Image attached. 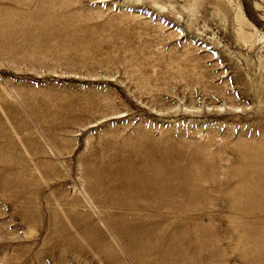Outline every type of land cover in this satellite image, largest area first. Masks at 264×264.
<instances>
[{
    "label": "rangeland",
    "instance_id": "rangeland-1",
    "mask_svg": "<svg viewBox=\"0 0 264 264\" xmlns=\"http://www.w3.org/2000/svg\"><path fill=\"white\" fill-rule=\"evenodd\" d=\"M3 2L13 12L18 9L25 20L41 23L47 30L45 41L24 46V54L34 58L35 66L19 64L17 69L4 57L0 60L3 102L17 106L20 94L31 101L41 97L46 104L37 106L34 114L28 109L3 107L0 119L9 122L10 118L21 117L22 134L35 137L49 150L51 160L61 169L70 170L68 193L74 194L73 184L80 187L76 156L86 151L99 134L125 124L165 130V135L185 140H202L212 132L220 144L222 137L230 134L229 145L217 148L222 153L237 148L240 139L264 146V0ZM31 11L37 13L36 18L29 14ZM95 65L98 73H90ZM9 89L18 95L12 97ZM88 90L99 93L96 97L103 93L115 97L110 115L93 108L90 112L95 120H91L76 108L72 114L78 120H66L68 114L62 104ZM164 113L168 116H162ZM14 142L25 156L26 145L18 143L17 138ZM58 147L62 152L55 155L53 149ZM223 154L233 155L231 149ZM226 162L219 166L225 168ZM34 173L31 168L23 175L30 178ZM39 180L42 191L37 196L35 189H28L33 205L54 203V196L60 194V188L52 187L56 179L39 174ZM2 188L0 244L4 245L3 249L0 246V264H24V260L37 264L43 257L56 264L52 253L56 251L57 225L44 215L37 223L27 225L29 221L20 211L24 199L16 203L14 208L18 210L12 211ZM201 209L215 219L182 218L189 213L188 208L162 209L169 217L167 224L181 226L173 232L165 225V231L181 234L184 239L199 234L220 241L229 260L226 264H241L234 258L240 248L231 239L234 228L227 217L230 209ZM125 212L134 214L137 209ZM98 224L105 229L103 223ZM194 224L199 231L192 234L188 227ZM59 253L68 255L66 250Z\"/></svg>",
    "mask_w": 264,
    "mask_h": 264
},
{
    "label": "bare ground",
    "instance_id": "bare-ground-1",
    "mask_svg": "<svg viewBox=\"0 0 264 264\" xmlns=\"http://www.w3.org/2000/svg\"><path fill=\"white\" fill-rule=\"evenodd\" d=\"M14 2L20 5L25 0ZM13 10L0 0V60L4 57L17 69L19 64L35 66L34 58L24 54V46L45 41L47 30L41 23L25 20L18 9ZM41 12L44 16L48 14L45 10ZM29 14L37 16L33 11ZM96 70L97 65L90 73H98ZM8 93L12 97L18 95L11 89ZM98 94L88 90L84 95L66 100L62 104L68 114L66 120H78L72 114L76 108L91 120H95L90 112L93 108L110 115L115 97L105 93L96 97ZM18 97L17 106L4 103L3 82L0 83L2 114L3 107L28 109L34 114L37 106L46 104L41 97L33 101L20 94ZM144 104L151 106L149 102ZM22 125L21 117L10 118L9 122L0 119V186L7 193L12 211L18 210L14 208L16 203L24 199L20 211L29 221L27 225L37 223L42 215L57 225L54 229L56 251L52 253L56 264H226L229 260L220 241L199 234L184 239L181 234L165 231L169 217L162 209L188 208L189 213L182 218L211 220L214 215L201 209L210 206L230 209L227 217L234 228L231 239L240 248L234 258L241 264H264V146L240 139L237 148H230L233 155L229 157L223 153L228 154L230 149L222 153L217 148L229 145L230 134L222 137L220 144L212 132L202 140L190 136L185 140L165 135V130L125 124L120 129L115 127L99 134L86 151L76 156L81 182L80 187L71 186L75 192L70 194V170L61 169L51 160L47 155L49 150L35 137L22 134ZM16 138L18 143L26 145L25 156L14 142ZM61 152L59 147L53 149L55 155ZM224 160H227L226 167L221 168L219 163ZM31 168L37 175L25 177L23 172ZM39 174L53 177L56 181L52 187L60 188L54 203L46 201L48 205L42 207L33 205L28 191L35 189L36 196L42 191ZM133 209H137L134 214L125 212ZM65 220L71 223V228ZM175 225L169 226L178 232L181 226ZM188 229L192 234L199 231L195 224ZM1 245L3 249L4 243ZM63 250L68 255L59 253ZM49 261L43 257L36 262L51 264Z\"/></svg>",
    "mask_w": 264,
    "mask_h": 264
}]
</instances>
